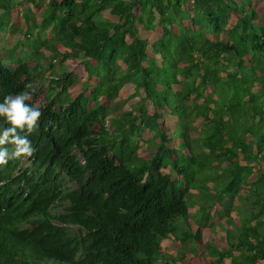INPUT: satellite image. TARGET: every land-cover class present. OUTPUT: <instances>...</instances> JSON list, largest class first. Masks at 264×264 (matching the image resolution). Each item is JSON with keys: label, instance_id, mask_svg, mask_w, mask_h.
<instances>
[{"label": "trees", "instance_id": "trees-1", "mask_svg": "<svg viewBox=\"0 0 264 264\" xmlns=\"http://www.w3.org/2000/svg\"><path fill=\"white\" fill-rule=\"evenodd\" d=\"M261 2L49 0L42 10L41 0H0V33L10 26L34 40L26 59L22 41L0 37V102L30 91L43 111L31 165L0 166V264H157L165 253L172 264H264ZM48 27L46 40L64 50H53L51 74L54 58L82 53L80 84L64 70L44 91ZM124 82L152 113L114 110ZM8 126L0 117V132ZM152 126L156 145L136 153ZM194 190L201 220L189 210Z\"/></svg>", "mask_w": 264, "mask_h": 264}, {"label": "rangeland", "instance_id": "rangeland-1", "mask_svg": "<svg viewBox=\"0 0 264 264\" xmlns=\"http://www.w3.org/2000/svg\"><path fill=\"white\" fill-rule=\"evenodd\" d=\"M49 0H41L42 2V10L45 8L47 2ZM246 7H249V5L246 4ZM257 10V13L263 16L264 19V2L259 3V5H256V7H254ZM40 12H38L37 14V19L38 21L40 20ZM24 20L22 21L23 24ZM12 27H7L5 31L0 33V37L2 39V42L5 43L7 46H14L15 42L18 41H22L20 43L19 49H18V54H24L26 59H31V57L33 56V48H32V44L34 43L33 38L30 39V41H32L31 43H28V41L26 43H24V39H25V34L21 33V34H12L11 33ZM38 31V30H37ZM36 31V34L38 36V33ZM35 34V35H36ZM51 34V27H48L46 30L42 31L41 33V37L43 40L40 41H46V44H39L40 45V50L43 52V55L40 56L38 59H42L44 63H46V67H45V73H43V77H44V91L46 92L47 89L49 88V86L51 85V77L55 76L56 74H61L62 71H67L69 72L73 79L80 84L81 82H83L85 79L83 78V73L85 71L86 65L84 63V59L86 58L84 54H79L78 57H75L74 55H71L67 60L65 61H60L62 56H58L56 58H54L53 62H54V71L55 74H51L49 68L50 65H48V60H51V55L53 53V50L57 51H64L63 49H61V45L60 43H56L54 41H48L47 35ZM6 35V36H5ZM221 37H224L225 33H221L220 34ZM35 37V36H34ZM24 44V45H23ZM53 85V84H52ZM86 85H84L85 87ZM83 87V88H84ZM61 88V87H60ZM58 88V89H60ZM58 89H56V91H58ZM76 90H70V93L75 92ZM147 105V106H146ZM115 109H124L127 111H140L144 108H146V110H148V112L152 113V110L150 108V105L148 104V102H146V104L144 105V103L142 102V96L140 94L139 88L137 87V85L134 82H124L121 86H119V92L117 94V99L114 103ZM177 120L171 121V129L174 131L175 134H177L178 132V127L176 125ZM105 127L106 130L109 134L112 135H116V129L113 125L112 120L109 118L106 120L105 123ZM177 131V132H176ZM199 134H197L196 136L199 138V140L203 143V146H206L205 143V139H204V134L200 131H198ZM155 134V131L153 129V126L151 128H147L145 134L144 132L141 133V136L145 139V143H140V148L138 150H136V153H141L143 150L147 151V153H151L150 149L152 148V145H156L157 141L154 139L153 140V135ZM200 135V136H199ZM176 137H180V136H176ZM138 138V137H137ZM134 139H136V137H134ZM137 140V139H136ZM136 142V141H135ZM30 162L29 160L25 159L23 161V165L24 167L26 165H29ZM201 192L199 190H194L192 191V194H190V199L195 200V202L192 203H188L189 205V210H190V214H195L194 220H201L203 219V214L202 213V207H200V205H204L203 202H201L198 198L197 195H199ZM214 193L210 192L207 194V196L209 197V199H211V201H215V197H214ZM198 199V200H197ZM242 199V198H241ZM243 201V200H241ZM207 209V208H206ZM230 209L229 204H226L225 210L227 212V210ZM61 208H58V211H60ZM199 210V212H198ZM208 210V209H207ZM198 212V213H197ZM231 215L233 216H237L238 217V211L237 210H231ZM220 217H216L215 218V223H218V221H220ZM224 221V220H222ZM211 232H216L217 231V225H214V227H212V229L210 230ZM209 231V233L207 234V241L211 242L212 244H217L218 246H222V242H214L213 240V234H211V232ZM164 245L168 247L169 243L168 241H164ZM182 247H180V245L177 247L175 254H178V257H180L182 255L183 250L181 249ZM164 255V256H163ZM162 257L159 258L157 264H172V259H170L171 255L165 253L163 254ZM168 255V256H166ZM229 261V260H227ZM177 264H182L181 261L179 260Z\"/></svg>", "mask_w": 264, "mask_h": 264}, {"label": "clouds", "instance_id": "clouds-1", "mask_svg": "<svg viewBox=\"0 0 264 264\" xmlns=\"http://www.w3.org/2000/svg\"><path fill=\"white\" fill-rule=\"evenodd\" d=\"M31 89L32 85H26ZM32 100V93L24 91L17 95H7L3 102H0V117H3L8 127L0 132V166H6L9 161L19 160L22 157V169L31 165V157L36 152V148L30 137L38 132L39 122L43 116V111L39 103H28ZM11 147H8V146ZM74 154H78L79 160L85 163V157L80 149H75ZM27 159L30 164L24 167L23 161ZM25 180L20 185V190L26 188ZM58 211V209H57Z\"/></svg>", "mask_w": 264, "mask_h": 264}, {"label": "crops", "instance_id": "crops-1", "mask_svg": "<svg viewBox=\"0 0 264 264\" xmlns=\"http://www.w3.org/2000/svg\"><path fill=\"white\" fill-rule=\"evenodd\" d=\"M226 33H225V35H224V37H221V35L219 36V38L221 39V40H224L225 38H226Z\"/></svg>", "mask_w": 264, "mask_h": 264}]
</instances>
